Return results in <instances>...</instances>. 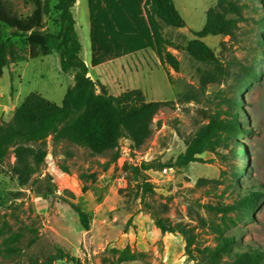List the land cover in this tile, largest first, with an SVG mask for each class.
Segmentation results:
<instances>
[{
	"label": "rangeland",
	"instance_id": "obj_1",
	"mask_svg": "<svg viewBox=\"0 0 264 264\" xmlns=\"http://www.w3.org/2000/svg\"><path fill=\"white\" fill-rule=\"evenodd\" d=\"M79 1L72 12L75 31L80 57L91 64L87 3ZM175 1L188 31L169 28L162 36L179 71L163 67L152 52L112 68L115 94L139 90L148 102L173 105L157 113L152 136L137 147L115 139L96 97L99 88L91 95L82 87L57 134L11 149L0 164V264H116L126 249L137 261L123 264H200L230 237L237 240L236 252L243 246L264 252V0ZM56 3L0 5V40L14 57L0 78V131L30 94L60 106L74 87V73L62 72L60 55H42L34 42V33L59 32ZM213 9L226 34L202 41L217 60L202 64L192 58L191 43ZM97 72L91 71L96 80ZM236 101L242 102L238 110ZM214 118L243 123L248 134H226L222 148L199 162L169 166ZM40 153L45 159L37 166ZM169 167L173 173L160 174ZM250 191L262 194L255 213L242 206ZM69 203L89 215L88 231ZM158 221L174 232L163 235ZM178 227L195 238V261L187 257Z\"/></svg>",
	"mask_w": 264,
	"mask_h": 264
},
{
	"label": "trees",
	"instance_id": "obj_2",
	"mask_svg": "<svg viewBox=\"0 0 264 264\" xmlns=\"http://www.w3.org/2000/svg\"><path fill=\"white\" fill-rule=\"evenodd\" d=\"M9 1L12 0H0V5ZM23 1L29 3L34 0ZM76 2L77 0H57L56 22L59 25V32L56 35L33 34L34 42L40 47L42 55L59 54L62 72L74 73V87L66 93L60 106L35 93L26 97L15 110L12 124L0 131V164L4 162L11 149L26 144H39L57 134L71 118L73 99L82 87L87 88L91 95H95L96 87L99 88L101 94L96 97L105 104L115 139H127L137 147L152 136L151 124L157 113L173 105V102H148L139 90L127 91L117 97L112 96L105 86L96 85L88 77L89 69L80 57L82 46L75 31L72 14ZM88 5L93 67L150 49L163 67L168 66L175 72L179 71L176 58L166 50L170 45L162 36L165 28H186L173 0H88ZM214 12V9L207 12L204 30L196 33L194 36L197 40L191 43L192 58L202 64H217L212 51L202 40L209 36L226 34L221 28L223 19L217 17ZM12 60L14 57L10 47L0 40V78ZM255 78L259 80V77ZM243 90L244 88L240 89L241 92ZM241 105V101L235 102L237 110ZM243 126V123L212 119L200 128L196 137L187 146L186 152L174 163H169V166L181 168L199 162V157L222 148L226 134L245 137L248 131ZM89 148L99 150V147L95 146ZM44 159V153L35 155L36 165L40 166ZM149 169L143 167L141 170ZM261 198V193L250 191L243 198L242 206L248 212L255 213L259 210ZM69 206L78 216L82 228L88 231L89 215L74 204L69 203ZM207 209L220 214L232 211L228 208ZM246 216L249 218V215ZM156 227L163 235L168 231L174 232L163 222L158 221ZM177 230L185 240V252L189 261H195L193 250L195 238L179 227ZM238 247L235 237L224 238L217 251L206 256L200 264H264L263 251L243 246L241 252H236ZM136 261V255L126 249L116 264ZM70 262H74L73 259H70Z\"/></svg>",
	"mask_w": 264,
	"mask_h": 264
},
{
	"label": "crops",
	"instance_id": "obj_3",
	"mask_svg": "<svg viewBox=\"0 0 264 264\" xmlns=\"http://www.w3.org/2000/svg\"><path fill=\"white\" fill-rule=\"evenodd\" d=\"M173 2H174V5H175V8H176L177 12L179 13L180 17L182 18V20H183V21L185 22V24H186V28H184L183 30H184V31H188V26H187L188 23L186 22L184 16L182 15L181 10L178 8L176 1L173 0ZM79 3H80V1L77 0L76 5H75L74 8L72 9V12H74L73 10H74L75 8L78 7ZM86 3H87L88 18H89V40H90V16H89V5H88V0H86ZM181 6H182V7H186V4L181 3ZM207 12H208V11H207ZM205 26H206V24H205ZM204 28H205V27H204ZM168 29H169V28H166V29L164 30V32H167ZM169 30H171V29H169ZM203 30H204V29H203ZM203 30H202V31H203ZM202 31H201V32H202ZM199 33H200V32H199ZM202 41H204V39H203ZM90 45H91V44H90ZM146 52H152V53H154L152 50L148 49V50H145V51L139 52V53L134 54V55H130V56H127V57H124V58L117 59V60H115V61H111V62H107V63L101 64V65L96 66V67H93L91 64H89V63H87L86 61H84V63L86 64V66H87L88 69H89L88 77H89L94 83H97V82H98V83H100L101 85L105 86V87L108 89V91H110V93L113 94V96H120L121 93H118V94H115V93H114V88H113V84H112V68L114 67L115 64H118V62H120V61H122V60H124V59H126V58H129V59H130V58L132 57V58H135V59H136L137 56H142V54H146ZM154 54H155V53H154ZM93 70H98V72H97V79H98V80H96V79L93 78L92 73H91V71H93ZM119 77H120V76H119ZM155 102H158V101H155Z\"/></svg>",
	"mask_w": 264,
	"mask_h": 264
},
{
	"label": "built area",
	"instance_id": "obj_4",
	"mask_svg": "<svg viewBox=\"0 0 264 264\" xmlns=\"http://www.w3.org/2000/svg\"><path fill=\"white\" fill-rule=\"evenodd\" d=\"M174 172L173 167L165 168L162 172H160L161 175L167 176L168 174H171Z\"/></svg>",
	"mask_w": 264,
	"mask_h": 264
}]
</instances>
